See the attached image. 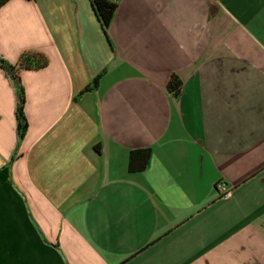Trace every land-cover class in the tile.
Here are the masks:
<instances>
[{
    "label": "crops",
    "instance_id": "1",
    "mask_svg": "<svg viewBox=\"0 0 264 264\" xmlns=\"http://www.w3.org/2000/svg\"><path fill=\"white\" fill-rule=\"evenodd\" d=\"M115 2L107 34L90 0L0 7L1 56L49 60L13 162L0 69V264H264V0Z\"/></svg>",
    "mask_w": 264,
    "mask_h": 264
},
{
    "label": "trees",
    "instance_id": "2",
    "mask_svg": "<svg viewBox=\"0 0 264 264\" xmlns=\"http://www.w3.org/2000/svg\"><path fill=\"white\" fill-rule=\"evenodd\" d=\"M7 1L9 0H0V7ZM90 3L103 33L107 34V29L113 19L117 3L110 0H90ZM48 61V57L44 53L36 50L22 52L15 63L6 60L0 54V69L12 83L16 97L15 119L17 147L11 158V162L15 159L17 148L20 142L24 139L28 129V121L25 115L26 96L21 74L27 70L43 69L48 65ZM100 77L101 74L94 77L82 92L97 88ZM181 86L182 82L178 75L175 73L171 74L166 84L167 92L177 98L180 95ZM151 154L152 152L150 148H137L131 150L128 156V171L140 172L145 170L149 165Z\"/></svg>",
    "mask_w": 264,
    "mask_h": 264
},
{
    "label": "built area",
    "instance_id": "3",
    "mask_svg": "<svg viewBox=\"0 0 264 264\" xmlns=\"http://www.w3.org/2000/svg\"><path fill=\"white\" fill-rule=\"evenodd\" d=\"M110 1H113V2H115V0H110ZM220 192L224 195V196H229L230 195V189L229 188H227L225 185H223V184H220Z\"/></svg>",
    "mask_w": 264,
    "mask_h": 264
}]
</instances>
